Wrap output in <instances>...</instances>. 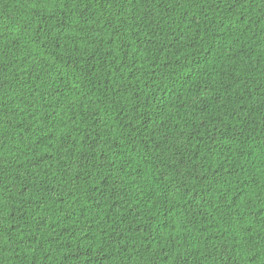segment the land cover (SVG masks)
<instances>
[{
	"label": "trees",
	"instance_id": "trees-1",
	"mask_svg": "<svg viewBox=\"0 0 264 264\" xmlns=\"http://www.w3.org/2000/svg\"><path fill=\"white\" fill-rule=\"evenodd\" d=\"M0 264H264V0H0Z\"/></svg>",
	"mask_w": 264,
	"mask_h": 264
}]
</instances>
